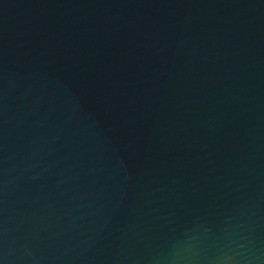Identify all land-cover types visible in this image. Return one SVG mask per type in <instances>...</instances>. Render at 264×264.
<instances>
[{
	"label": "water",
	"instance_id": "water-1",
	"mask_svg": "<svg viewBox=\"0 0 264 264\" xmlns=\"http://www.w3.org/2000/svg\"><path fill=\"white\" fill-rule=\"evenodd\" d=\"M0 264H264V0H0Z\"/></svg>",
	"mask_w": 264,
	"mask_h": 264
}]
</instances>
